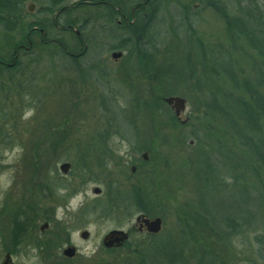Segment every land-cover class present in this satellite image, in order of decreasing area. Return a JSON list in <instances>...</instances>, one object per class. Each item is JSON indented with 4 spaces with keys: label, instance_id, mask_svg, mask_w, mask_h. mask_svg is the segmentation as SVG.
I'll list each match as a JSON object with an SVG mask.
<instances>
[{
    "label": "rangeland",
    "instance_id": "1",
    "mask_svg": "<svg viewBox=\"0 0 264 264\" xmlns=\"http://www.w3.org/2000/svg\"><path fill=\"white\" fill-rule=\"evenodd\" d=\"M131 1L25 0L24 16L9 22L16 25L13 30L0 23V53L5 55L21 42L27 24L45 25L44 39L32 36L34 50L20 56L18 70L2 71L1 121L7 127L0 140L1 181L8 183L12 169L23 178L33 169L45 173L40 178L52 169L61 174L64 161H74V173L85 172L78 168L82 149L81 157L92 158L85 190L55 191L73 211L94 200L109 206L115 194L125 202L147 200L164 218V236L182 253L179 264H261L254 235L263 228L258 220L264 219L251 218L257 223L254 230L234 237L223 233V221L251 206L247 185L253 190L248 201L256 193L264 199L263 116L255 112L259 128H250L233 106L240 100L251 103L253 93L264 101V0H214L215 5L210 0H158L150 33L159 49L151 63L143 64L130 60L124 48L119 60L110 54L123 43L124 33L108 22L110 11L103 4L130 11ZM30 2L32 13L26 9ZM224 6L230 17L225 18ZM58 7L63 8L54 12ZM227 19H242L244 33ZM66 21L77 27L63 29ZM77 36L88 44L80 65L63 50V43L82 50ZM217 57L232 62L242 87L225 77L214 63ZM170 95L186 99L180 120L162 99ZM8 122L20 123L13 127ZM132 184H141L140 191ZM95 187L101 194L93 192Z\"/></svg>",
    "mask_w": 264,
    "mask_h": 264
},
{
    "label": "flooded vegetation",
    "instance_id": "2",
    "mask_svg": "<svg viewBox=\"0 0 264 264\" xmlns=\"http://www.w3.org/2000/svg\"><path fill=\"white\" fill-rule=\"evenodd\" d=\"M109 11L115 13V10ZM106 19L110 22L108 17ZM113 19L118 25L132 23L123 15ZM27 36V41L12 52L15 55L13 59L0 57V70L14 67L21 53L26 55L34 50L33 41L30 35ZM86 49L87 44L80 51L67 49L68 58L79 63L85 58ZM112 49L111 57L114 52L122 53L115 60L125 54L122 47ZM96 57L101 61L99 54ZM130 60L136 59L132 57ZM2 77L0 73V79ZM8 123L16 127L20 122ZM4 124L0 121V125ZM2 133L0 128V140ZM85 157L79 164L87 163L91 167V162H86ZM65 162L68 161L60 166ZM68 163L70 168L66 173L59 167L61 174L57 169L47 170L49 174L46 173L45 178H40L45 173L33 169V172L23 175L26 176L24 179L18 169H12L14 173L9 174L5 184L1 181L3 169L0 168V264H151L148 257L151 253H164V218L150 209L147 200L125 202L122 197L111 199L109 206L94 200L90 205H79L78 210L73 211L68 201L62 198L64 196L55 193L58 187L85 190V172L74 173V161ZM137 168V165L131 167L133 175ZM86 170L92 173L91 169ZM141 187V184H132L131 188L140 191ZM17 188L23 193H19ZM101 192L94 193L99 195ZM86 213L90 215L84 217ZM158 217L162 219L161 229L153 232L147 220Z\"/></svg>",
    "mask_w": 264,
    "mask_h": 264
},
{
    "label": "trees",
    "instance_id": "3",
    "mask_svg": "<svg viewBox=\"0 0 264 264\" xmlns=\"http://www.w3.org/2000/svg\"><path fill=\"white\" fill-rule=\"evenodd\" d=\"M91 1L92 2L95 1V4L97 3V0H91ZM119 1H121V0H119ZM24 2H25V0H0V23H3L7 29L13 30L16 26L14 24L11 25L9 23L10 21L15 20L17 22L18 19L20 18V16L21 17L24 16V14H23V13H25ZM157 2H158V0H132L130 2V5H131L130 11L124 10L123 8H119L120 10L116 9L115 13H111V12L108 13V15L110 16V17H108L109 21L113 24H117L114 21L113 17L119 16V15H123L124 17H126L127 19H130L132 21V23H129L128 25H125V24L118 25L117 24L118 29H120V31L122 33H124L125 35L124 34L121 35V37L124 36L123 37V43L122 44H116L115 47H122V48L128 50L129 57H131V58L134 57L136 59V61H137V59H139L138 62H141L142 64L147 63L149 61H150L149 63H151L152 60L154 59L153 58L154 50L159 49V47L156 46V39L154 38L152 33H150V29H151L150 26L152 27L155 24V22H153L154 24L153 23L151 24V22H152V20L155 21L156 12H157V10H160V6H158ZM215 2H217V1L215 0ZM215 2H214V0H210L209 4L215 5L216 4ZM103 5H105V6L107 5V7H108L107 10L112 9L108 3L103 4ZM224 5H225V3H224ZM62 8L63 7H61V8L58 7L57 9L54 10V12H56L57 10H62ZM53 9L49 8V13H52ZM221 9H222V12L224 11L225 18L230 17V11L225 6L222 7ZM226 21H229L228 25L230 27H233V28L236 27V26H234V25H236V23H237V27H239V25H241L238 32L244 33L242 28H244L245 22L242 19H238V20H234V21L227 19ZM56 25L57 24H55V26ZM73 25L76 26L77 24H74L73 21H66V23L63 25L64 26L63 29L66 27L68 29H74L72 27ZM34 26H39L40 28H43L45 25H44V23H42L40 21L39 22H31V23L27 24V27H26L27 33L22 34L23 39L20 40L21 42L19 44L27 41V37H28L27 35H30V37L32 39V36L37 34L38 36L41 35L42 38L44 39V37L41 33L42 30L41 29L36 30V29H34ZM79 27H81V26H79ZM245 28H246V25H245ZM152 37L155 40H153ZM77 39H78V44L81 43V45H82V43H83V46L86 44L85 41L81 37L77 36ZM44 43L48 44L49 41H44ZM19 44H17V46ZM261 44H264V43H261ZM63 45H64L63 50L66 54L65 56L69 57L66 50L70 49L71 51H73L74 49L65 47L64 43H63ZM86 54H87V52H86ZM14 56L15 55L13 53H11L10 55H5V54L0 53V57L2 59H6V58L13 59ZM20 56H21V54H20ZM226 56H227V54H226ZM218 59H219V57H217L214 60L215 65L217 63V65L220 66L221 69H223L225 77H227L238 88L240 85H239V82L236 80L235 75L233 74V69L231 66L232 62L230 60L226 61L223 59H219V60ZM19 63H20V61L18 60V62L14 65V67L0 70V73H3L2 71H6V70L9 71L11 69L12 70L14 69V71H17L18 67L20 66ZM80 63L81 62L76 63V64L80 65ZM133 68H134V65H133ZM15 74L17 75L19 73H15ZM258 78L261 80L263 79L260 74H259ZM10 79L14 82V77L11 76ZM240 87H242V85ZM244 88H247V86L243 87V90H244ZM162 99H163V97H162ZM233 106H235V109L238 112V114L240 115V117H244V119L246 118V121L248 123H250V128H253V129L259 128V126H257V125H259L260 121H257V116L253 115V114H255V112H258V114H261L263 116V119H261V120H263V122H264V101L261 100L259 95H254V93H253L251 103H249V102L245 103L242 100H240V101L234 102ZM253 107H255V109H257V111H255L253 109ZM2 111L3 110L0 109V121L5 118V116L2 115L3 114ZM259 118H260V115H259ZM255 126H257V127H255ZM2 127H4V126L0 125L1 129H3ZM5 127H7V125ZM122 136H124L126 139H130V137H131L130 134H128L126 136V134H124V131L122 133ZM0 142H3V141H0ZM81 153H84V151H82V149L79 150V154H80L79 160L81 158H83V157H81L82 156ZM89 159L90 160L92 159L91 156L85 157L86 162H90ZM83 160H84V158H83ZM79 163H80V161H79ZM78 168L79 169L83 168V170L85 171L86 169H89V165L84 164L83 166H80ZM87 172H88V170L85 171V173H87ZM252 172H254V170H252ZM256 172H257V175H259L258 169ZM244 189L246 191L245 192L246 201L248 203H252V204L250 207H248V208L246 207L247 210H241L238 214L239 217L233 218L232 216H230L223 221V224H224L223 233H225L226 235H228L230 237H234L235 235H244L246 232L249 233V231L252 232V230H254L253 227H255V224H257L256 221H252V219H255V218L264 219V199L261 198L256 193L257 197H254L251 201H248L249 198L247 199V196H249L251 198L250 194H248V193H250L252 189L250 188V185H247V188L244 187ZM254 189H255V191L259 190L257 188H254ZM252 192H253V190H252ZM112 199H122V197H121V195L116 196V194H115V196L112 197ZM253 207L254 208L257 207L258 212L255 211L253 209ZM245 218L247 220H245ZM258 224H261V226L263 228H260L258 233L256 235H254V240L256 243L255 244V253H256L257 259L261 262V264H264V220H262V222L258 220ZM204 225H206V223L203 222L202 226H204ZM212 227H214V226H212ZM253 232H255V231H253ZM195 234L191 233V236L194 238V240L196 238V241H197L198 237ZM170 243H171V240L169 238H166V245H165L164 253L163 254H161L160 252L151 253L148 256L151 264H161V263L179 264V263H181L182 253L181 252L179 253V251L177 250V246L174 242H172L171 244Z\"/></svg>",
    "mask_w": 264,
    "mask_h": 264
},
{
    "label": "water",
    "instance_id": "4",
    "mask_svg": "<svg viewBox=\"0 0 264 264\" xmlns=\"http://www.w3.org/2000/svg\"><path fill=\"white\" fill-rule=\"evenodd\" d=\"M30 11L33 10V6L30 5L29 7ZM122 55L121 52H114L112 53V57L114 59L120 57ZM164 101L171 105V107L175 110V114L176 116H178L180 118V115L183 111H185L186 108V99L180 96H170V97H165ZM184 123V120L182 121ZM144 159H147V153L143 154ZM61 170L66 173L69 168H70V163L66 162L63 163L60 166ZM95 193H100L101 189L100 188H95L94 190ZM148 224H149V228L151 231L153 232H158L161 229V224H162V219L161 218H156L154 220H147Z\"/></svg>",
    "mask_w": 264,
    "mask_h": 264
},
{
    "label": "bare ground",
    "instance_id": "5",
    "mask_svg": "<svg viewBox=\"0 0 264 264\" xmlns=\"http://www.w3.org/2000/svg\"><path fill=\"white\" fill-rule=\"evenodd\" d=\"M30 5L33 6V9H34V3H33V2H30L29 4L26 5V9H28V11H30V9H29ZM30 12L32 13L33 10L30 11ZM34 29H36V30H38V29L43 30V28H40L39 26H34ZM77 33H78V32H77Z\"/></svg>",
    "mask_w": 264,
    "mask_h": 264
}]
</instances>
